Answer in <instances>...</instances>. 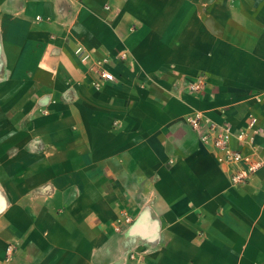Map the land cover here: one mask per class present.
<instances>
[{
  "label": "crops",
  "instance_id": "1",
  "mask_svg": "<svg viewBox=\"0 0 264 264\" xmlns=\"http://www.w3.org/2000/svg\"><path fill=\"white\" fill-rule=\"evenodd\" d=\"M196 113L264 161V0H0V264H264Z\"/></svg>",
  "mask_w": 264,
  "mask_h": 264
},
{
  "label": "built area",
  "instance_id": "2",
  "mask_svg": "<svg viewBox=\"0 0 264 264\" xmlns=\"http://www.w3.org/2000/svg\"><path fill=\"white\" fill-rule=\"evenodd\" d=\"M124 53L121 57H124ZM106 60L97 59L88 69L95 72L99 80H112L114 75L103 67ZM99 86L98 80L94 81ZM192 88H198L192 86ZM192 128L200 130V138L204 144H208L216 153L217 161L229 172V178L234 183L248 181L252 175L261 167L262 161L255 136L260 129L257 125V117L250 115L244 128L233 129L230 123H215L206 116L198 113L187 117ZM131 222V216L123 214L117 222Z\"/></svg>",
  "mask_w": 264,
  "mask_h": 264
}]
</instances>
